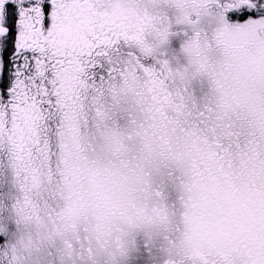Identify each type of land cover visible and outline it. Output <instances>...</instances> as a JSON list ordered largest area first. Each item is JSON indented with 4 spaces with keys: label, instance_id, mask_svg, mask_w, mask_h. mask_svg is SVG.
I'll return each instance as SVG.
<instances>
[{
    "label": "snow or ice",
    "instance_id": "6c2138e0",
    "mask_svg": "<svg viewBox=\"0 0 264 264\" xmlns=\"http://www.w3.org/2000/svg\"><path fill=\"white\" fill-rule=\"evenodd\" d=\"M0 264H264V0H0Z\"/></svg>",
    "mask_w": 264,
    "mask_h": 264
}]
</instances>
